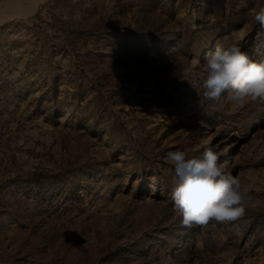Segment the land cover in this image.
<instances>
[{
	"label": "rangeland",
	"instance_id": "1",
	"mask_svg": "<svg viewBox=\"0 0 264 264\" xmlns=\"http://www.w3.org/2000/svg\"><path fill=\"white\" fill-rule=\"evenodd\" d=\"M262 6L40 0L3 16L0 264H264V103L200 88L218 43L264 62ZM207 146L250 202L235 221L183 226L165 157Z\"/></svg>",
	"mask_w": 264,
	"mask_h": 264
},
{
	"label": "clouds",
	"instance_id": "2",
	"mask_svg": "<svg viewBox=\"0 0 264 264\" xmlns=\"http://www.w3.org/2000/svg\"><path fill=\"white\" fill-rule=\"evenodd\" d=\"M253 19L264 30V6L254 10ZM200 88L204 99L235 109L264 103V62L251 60L235 41L218 43L208 53ZM165 159L173 169L171 199L181 225L206 226L245 215L250 196L240 179L219 163L217 147L207 146L199 155L168 151Z\"/></svg>",
	"mask_w": 264,
	"mask_h": 264
},
{
	"label": "bare ground",
	"instance_id": "3",
	"mask_svg": "<svg viewBox=\"0 0 264 264\" xmlns=\"http://www.w3.org/2000/svg\"><path fill=\"white\" fill-rule=\"evenodd\" d=\"M39 1L40 0H11L4 4H0V21L2 20L3 16H9V14L7 13H10L11 16H13L14 14V16H16L17 14L19 15L25 13V10H30L36 7ZM207 139L208 138L205 137L202 140L207 141Z\"/></svg>",
	"mask_w": 264,
	"mask_h": 264
}]
</instances>
